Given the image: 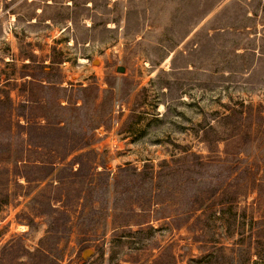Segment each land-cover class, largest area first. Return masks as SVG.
<instances>
[{"label":"rangeland","instance_id":"374dc122","mask_svg":"<svg viewBox=\"0 0 264 264\" xmlns=\"http://www.w3.org/2000/svg\"><path fill=\"white\" fill-rule=\"evenodd\" d=\"M260 104L264 0H0V264H264Z\"/></svg>","mask_w":264,"mask_h":264},{"label":"trees","instance_id":"16d2710c","mask_svg":"<svg viewBox=\"0 0 264 264\" xmlns=\"http://www.w3.org/2000/svg\"><path fill=\"white\" fill-rule=\"evenodd\" d=\"M260 107L263 108V111H264V105L263 104H260ZM253 123H255V125L257 126V131H259L260 129H262L261 131H259L261 133V135L264 134V127H262L261 123L263 122L264 123V115L262 113H257L254 117H253V120H252ZM31 126H35L36 128L40 129V128H44L46 126H40V125H32V124H28L27 125V128H33ZM264 126V125H263ZM247 134V132H246ZM233 142H235V140H233ZM23 143L29 147H38V145L36 143H34L33 141L27 139V140H24ZM90 143L89 142H83V143H78L76 146L73 147L74 150H79V149H83L85 147H87ZM238 144V143H237ZM237 146V145H236ZM239 146V145H238ZM239 148V147H238ZM88 152L90 153H94L93 150H88ZM227 155H232L231 152L228 151V142L226 143L225 145V151H224ZM82 154H80L79 156H81ZM0 162L1 163H8V164H13L15 167H17V163L19 162V159H17L16 157H10L9 155L7 156H2L0 157ZM51 166L53 168V170L55 169V166H56V163L53 162L51 163ZM246 171H248V169L246 168L244 171H241L239 172L235 177H233L231 183H229L227 185L228 188H231L233 187L235 184V181L237 180L238 178V175H242L243 173H246ZM231 175H232V172L230 173V175H228V179L231 178ZM37 180H41V179H37ZM225 180V179H224ZM223 180V182H224ZM221 184H223L222 182L216 187V189H214L209 195H208V200L211 198V196H213L219 189H221ZM253 185H254V182H253ZM217 201H220V200H225V196H224V193L221 194V195H218V197L216 198ZM10 202V199H9V196L8 194L6 193L4 195V197L0 200V206L4 205V204H8ZM58 211H61L62 213L64 212L65 214L68 213L67 210H63V209H57ZM67 215V214H66ZM66 221L63 222V224H65ZM259 232H264V226L262 228H259Z\"/></svg>","mask_w":264,"mask_h":264},{"label":"water","instance_id":"95a60500","mask_svg":"<svg viewBox=\"0 0 264 264\" xmlns=\"http://www.w3.org/2000/svg\"><path fill=\"white\" fill-rule=\"evenodd\" d=\"M118 70L119 71H122L123 70V67H119L118 68ZM91 253H92V251H91V249H85L83 252H82V258H87V257H89L90 255H91Z\"/></svg>","mask_w":264,"mask_h":264}]
</instances>
